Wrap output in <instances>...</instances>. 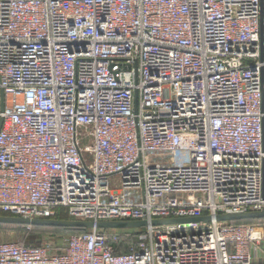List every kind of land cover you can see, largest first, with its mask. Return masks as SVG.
<instances>
[{"label": "built area", "instance_id": "2783aa9c", "mask_svg": "<svg viewBox=\"0 0 264 264\" xmlns=\"http://www.w3.org/2000/svg\"><path fill=\"white\" fill-rule=\"evenodd\" d=\"M0 210L148 223L0 264H257L215 217L264 211V0H0Z\"/></svg>", "mask_w": 264, "mask_h": 264}, {"label": "water", "instance_id": "95a60500", "mask_svg": "<svg viewBox=\"0 0 264 264\" xmlns=\"http://www.w3.org/2000/svg\"><path fill=\"white\" fill-rule=\"evenodd\" d=\"M263 39V25L261 28ZM264 218V211H249L241 213H225L218 214L215 219L218 221H238L245 219H262ZM211 221L212 216H200L192 218H166L155 219L154 224L178 223L184 221ZM0 224H10L16 226H34V227H62L68 230L72 229H90L95 226L101 229H122V228H141L147 226V221H93L83 220H69V219H53V218H29L22 216L0 215Z\"/></svg>", "mask_w": 264, "mask_h": 264}, {"label": "trees", "instance_id": "16d2710c", "mask_svg": "<svg viewBox=\"0 0 264 264\" xmlns=\"http://www.w3.org/2000/svg\"><path fill=\"white\" fill-rule=\"evenodd\" d=\"M0 215H7L6 213H4L3 211L0 210ZM59 219H66L67 217L66 216H58ZM236 223H249V224H262L264 223V218L262 219H245V220H238V221H234ZM0 226H2V224H0ZM16 226V225H14ZM47 227V226H45ZM45 227H34V226H17L18 229H23V230H29V231H32V230H42L43 228ZM51 229H53L59 236L60 240H61V244L58 246V248L56 250L58 251H61L66 242L64 240L65 237H67L68 235L70 234H74V233H79V232H82V231H86L87 229H72V230H68V229H65V228H62V227H49ZM105 230H108V229H105ZM118 230H121L120 233L122 234L121 237H122V240L120 242L121 244V250H125V249H128L129 248V245L131 243H136L137 240H138V234L143 231V228H140V229H135V228H123V229H118ZM30 234V233H29ZM27 234L26 238L24 239H21L25 244H31V245H36V246H39V245H42L44 242V239L41 238V237H35L33 239L34 242H31L28 238L30 237V235ZM13 240H16V239H13ZM10 241V240H8ZM1 242H4V241H1ZM0 242V243H1Z\"/></svg>", "mask_w": 264, "mask_h": 264}, {"label": "rangeland", "instance_id": "374dc122", "mask_svg": "<svg viewBox=\"0 0 264 264\" xmlns=\"http://www.w3.org/2000/svg\"><path fill=\"white\" fill-rule=\"evenodd\" d=\"M106 231H107V233H115V232L119 233L121 230L108 229ZM27 234L30 235V237L28 239L31 242H34L33 239L38 236V237H41L44 239L43 242L45 244L51 243L52 246H54L56 249L61 244V240H60L58 234L53 229H51L49 227H45L42 230L29 231V230L18 229L17 226L10 225V224H2V226H0V242L13 240V239L21 240V239L26 238ZM263 248H264V242H263Z\"/></svg>", "mask_w": 264, "mask_h": 264}, {"label": "crops", "instance_id": "0c3cea01", "mask_svg": "<svg viewBox=\"0 0 264 264\" xmlns=\"http://www.w3.org/2000/svg\"><path fill=\"white\" fill-rule=\"evenodd\" d=\"M118 230V229H117ZM263 240L259 243L258 246H255L252 248V253L254 256V259L257 264H264V248H263Z\"/></svg>", "mask_w": 264, "mask_h": 264}]
</instances>
